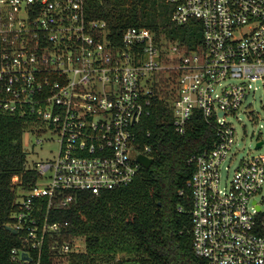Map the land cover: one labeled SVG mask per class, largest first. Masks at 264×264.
<instances>
[{"label":"built area","instance_id":"1","mask_svg":"<svg viewBox=\"0 0 264 264\" xmlns=\"http://www.w3.org/2000/svg\"><path fill=\"white\" fill-rule=\"evenodd\" d=\"M164 2L174 25L199 24L195 48L137 27L117 41L106 21L88 15L85 0H0V111L28 113L37 134L59 137L56 158L31 168L39 178L14 215L11 229L21 233L14 260L26 262L27 253L41 264L48 238L69 226L51 223L53 210L70 207L79 192L128 187L144 168L138 157L154 161L142 126L156 76L166 72L175 132L184 135L200 115L214 133L213 146L189 159L196 258L264 264V156L243 161L232 176L226 165L235 157L233 120L264 90V0ZM263 146L258 140L256 149ZM74 242L52 249L80 253Z\"/></svg>","mask_w":264,"mask_h":264},{"label":"trees","instance_id":"2","mask_svg":"<svg viewBox=\"0 0 264 264\" xmlns=\"http://www.w3.org/2000/svg\"><path fill=\"white\" fill-rule=\"evenodd\" d=\"M85 5L90 17L108 23L117 41L128 28L137 27L188 49L200 43L199 24L174 25L172 7L164 0H85ZM156 94L142 126V133L151 137L141 141L152 147L153 165L142 168L128 187L99 196L79 192L70 207L53 210L50 222H69V226L48 238L41 264H203L193 252L189 183L194 168L189 159L213 146L214 133L197 115L184 135L177 134L168 101ZM36 128L28 113L0 111V264H37L35 258L33 262L13 259L21 233L7 229L20 211L18 190L25 194L39 178L28 168L23 147L24 133ZM76 239L84 240L85 251L58 255L52 249L55 241Z\"/></svg>","mask_w":264,"mask_h":264},{"label":"rangeland","instance_id":"3","mask_svg":"<svg viewBox=\"0 0 264 264\" xmlns=\"http://www.w3.org/2000/svg\"><path fill=\"white\" fill-rule=\"evenodd\" d=\"M156 79L158 83H156L155 90L163 100H170L171 79L168 77V73L157 75ZM246 106L248 107L247 113L241 112L238 119L233 120L237 135L233 150L235 157L226 164L229 166V176L233 175L235 169L243 161L264 156V146L260 150L256 149L257 141H264V90H260L254 97H250ZM251 113L255 115L256 119L252 117ZM39 140L42 142L38 143ZM23 147L27 153V166L32 168L38 162L52 161L56 158L59 150V137L50 132L37 134L35 131H26L23 135ZM22 200L23 193L19 189L17 201L21 202ZM74 243L76 250L85 251L83 239H76Z\"/></svg>","mask_w":264,"mask_h":264},{"label":"water","instance_id":"4","mask_svg":"<svg viewBox=\"0 0 264 264\" xmlns=\"http://www.w3.org/2000/svg\"><path fill=\"white\" fill-rule=\"evenodd\" d=\"M261 145L262 144L259 143L257 148H260ZM138 161H139V163H141L143 165L144 168H150L154 163L153 159H149V158H146L143 156H139ZM7 229H8V231H11L13 234H17V232L15 230H12L9 227ZM21 259L23 261H26V262H32V258H30L27 253H23ZM127 264H135V263H127Z\"/></svg>","mask_w":264,"mask_h":264}]
</instances>
